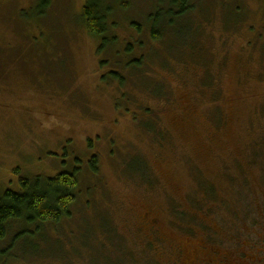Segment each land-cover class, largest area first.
I'll return each instance as SVG.
<instances>
[{"label":"rangeland","instance_id":"374dc122","mask_svg":"<svg viewBox=\"0 0 264 264\" xmlns=\"http://www.w3.org/2000/svg\"><path fill=\"white\" fill-rule=\"evenodd\" d=\"M49 1L41 8L38 0H0V190H19L16 170L52 177L70 165L84 169L97 157L96 175L79 173L82 189L95 184L89 192L96 207L70 228L68 244L45 245L35 232L0 264H88L98 245L83 252L79 240L98 237L104 227L126 244L115 240V252L105 258L96 251L94 264H264V230L246 224L242 211L247 202L258 209L255 220L264 218V0H198L212 16L202 53L212 72L204 86L214 76V96L195 88L197 68L173 74L157 66L171 104L166 96L149 102L138 86H129L128 112L114 107L115 85L102 84L119 53L97 52L100 41L82 22L85 0ZM152 1L123 0L129 7L114 17L123 27L116 35L125 36L127 22L142 19ZM129 40L119 38V46ZM146 106L168 137L147 135L136 123L146 118ZM220 113L224 123L217 126L212 116ZM141 158L158 183L140 182ZM202 181L220 197L208 200L210 186ZM173 203L195 213L184 223L197 222L195 234L177 228ZM11 237L9 230L0 250Z\"/></svg>","mask_w":264,"mask_h":264},{"label":"trees","instance_id":"16d2710c","mask_svg":"<svg viewBox=\"0 0 264 264\" xmlns=\"http://www.w3.org/2000/svg\"><path fill=\"white\" fill-rule=\"evenodd\" d=\"M49 2V0H38L41 8L46 7ZM147 5L151 8L146 9L147 12H142L140 17L142 19L137 20L135 18L131 22H127V26L129 24L131 27L124 34L125 36L116 35V32L120 28L123 29V27L119 26L114 19L117 13L121 14L129 7L123 0H85L82 6L81 17L86 33L89 37L100 41L97 52L100 53V51L107 48L114 54L119 53L115 57V64L112 63L111 67L102 75V84L109 85L111 88L114 84L115 88H117V90L115 89L117 93L114 102L115 109L120 107L124 112H128L124 105L128 102L126 95L131 93L126 88L129 86H138L139 89L144 91L149 102L152 99L163 100L166 96L165 102L171 104V94L168 92V88L165 87L166 85H164L162 80L159 83L157 79L158 75L153 68L157 66L163 68L167 73L173 72V74L181 71L180 68L182 67L187 69L197 68L198 72L195 74L197 78L194 82L195 88L198 86V89L202 88L209 95L214 96V93L218 91L217 82L213 81L214 76L208 87L204 86L207 77L212 73L208 71V63H206L208 59L202 53L204 38L209 29L207 24L212 23L208 4L198 2V0H154L151 3H147ZM128 37H131V40L125 41L123 48L120 47L119 38L125 39ZM102 63L100 65L103 67L104 63ZM201 70L202 73L204 72L203 76H200ZM221 71L222 69L217 72ZM111 83L113 84L111 85ZM213 98L216 99L215 97ZM127 104H130V102ZM216 109L219 113L220 111L217 107ZM141 113L142 115L146 114V118L141 120L135 118L134 120L140 128L144 129L143 131L147 135L153 133L154 136L162 139L168 137V135L166 136L168 131H165L164 127H160L159 119L153 118L155 115L150 106H146L143 111L141 110ZM218 115L214 114L212 118L217 122V126L223 125L224 117L221 113ZM260 145L262 144L260 143ZM136 159H130V163L125 162L126 168ZM138 166L136 174L140 182H150L151 185L153 182L158 183L157 177L152 181L155 176L150 173L146 160L141 158ZM84 169L91 176L96 175L98 173L97 157L88 159ZM84 169L78 163V165H70L64 170L54 173L52 177L40 175L31 177L19 176V171L16 170L19 190H0V243L6 239L9 230L12 233L10 242L6 244L8 247L0 250V260L7 257V252L12 251L14 245H18V242L30 237L35 232L45 245L68 244L70 228L75 225L78 226V219L84 221L83 217L86 215V211L96 207L95 200L91 199L92 194L89 192V189L96 188L95 184L87 187L86 190L81 187L79 173L81 174ZM202 182L210 186L208 192L205 193V197H210L208 200L220 197L215 187L206 181ZM227 201L222 199V203L226 207H228ZM201 202L196 200L195 203H192L198 211H200ZM180 205L179 203L171 205L173 218L174 220L177 219V224L175 225L178 229L193 235L197 232L196 226L198 223L196 222L194 225H186L184 223L195 220L196 215L194 212L186 213V209L181 210ZM209 211L211 213L212 209H209ZM242 211L245 212L243 220L246 224L247 221H250V226L264 230V218L258 222L257 218L255 220L252 214L258 211L257 208H252L249 203L244 202ZM109 218L108 222L110 223ZM198 219L200 220L199 217ZM199 226L201 229H209L207 225ZM51 227L53 228L52 231L50 230ZM105 231L107 232L105 233ZM213 232L216 231L211 230L210 234L212 236L215 234ZM106 234L109 235V241H105L107 239ZM111 234H116L115 230L111 227L109 231L104 227L98 237L93 235L87 237L86 235L84 240L82 238L79 240V245H83V252H85L84 249L98 245L96 250L94 248V251L91 250L92 252L88 253V264H94L96 251L99 256L105 258L115 252L114 245L116 241L117 245L126 244L124 237L121 236L122 239H120L114 235L112 239ZM259 239L263 240L260 236ZM63 257H66V255ZM121 264H132V262L125 261Z\"/></svg>","mask_w":264,"mask_h":264},{"label":"flooded vegetation","instance_id":"af4514ba","mask_svg":"<svg viewBox=\"0 0 264 264\" xmlns=\"http://www.w3.org/2000/svg\"><path fill=\"white\" fill-rule=\"evenodd\" d=\"M223 124V123H222ZM152 223H155V221H153ZM146 245H148V244H146ZM151 245H152V243H151Z\"/></svg>","mask_w":264,"mask_h":264}]
</instances>
